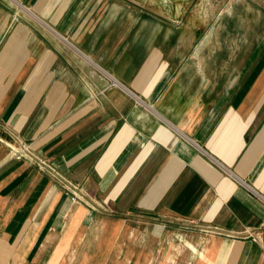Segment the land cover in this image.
Masks as SVG:
<instances>
[{"label": "crops", "instance_id": "obj_1", "mask_svg": "<svg viewBox=\"0 0 264 264\" xmlns=\"http://www.w3.org/2000/svg\"><path fill=\"white\" fill-rule=\"evenodd\" d=\"M183 1L0 0V264H56L72 244L89 260L104 205L207 227L205 264H264L259 24L237 12V32L202 36Z\"/></svg>", "mask_w": 264, "mask_h": 264}, {"label": "rangeland", "instance_id": "obj_2", "mask_svg": "<svg viewBox=\"0 0 264 264\" xmlns=\"http://www.w3.org/2000/svg\"><path fill=\"white\" fill-rule=\"evenodd\" d=\"M183 2L182 10H188L192 15L196 13L197 22L204 20L202 36L207 35L213 27L218 30L220 25L224 26L226 23L229 28H234L235 33L237 32L235 27L240 28L243 25L242 19H237L236 13L252 11L253 17L250 21L259 24L260 41L264 42V0H185ZM148 6L149 9L163 10L151 3H148ZM184 21L186 22L183 20L180 26ZM242 31L244 30L241 28L240 32ZM236 41H227V51L234 52L237 58H240L250 49V43H246L243 37L241 40L236 38ZM72 197L80 200L79 195L72 194ZM104 208L99 214L101 219L99 225L93 230L90 227H84V233L99 235L105 239L110 237L108 242L88 243L92 249L99 247V249H93L94 253H90L89 260L81 256L78 248L81 244L78 246L72 244L70 250L56 264H205L202 261L208 260L205 253L212 255L213 251L215 253L217 250L218 244L216 243L214 248L212 247L214 243L209 241L210 230L198 223L129 217L121 218L124 220L120 223L119 217L114 214L112 208L108 205H104ZM250 238L253 239L252 236ZM187 242H191L189 248L185 244ZM225 248L224 250L228 249ZM193 249H198L197 254L193 252ZM200 253L201 258L198 255ZM212 264H222V258Z\"/></svg>", "mask_w": 264, "mask_h": 264}, {"label": "built area", "instance_id": "obj_3", "mask_svg": "<svg viewBox=\"0 0 264 264\" xmlns=\"http://www.w3.org/2000/svg\"><path fill=\"white\" fill-rule=\"evenodd\" d=\"M11 154L17 158H25L31 163H34L38 166L40 170L50 171L52 175L59 176V172L56 171L55 167L49 161L41 158L35 152H33L29 145L23 144L22 146H16L15 144L8 143ZM247 236H252L253 234L250 231H247ZM256 240L255 236H252Z\"/></svg>", "mask_w": 264, "mask_h": 264}, {"label": "bare ground", "instance_id": "obj_4", "mask_svg": "<svg viewBox=\"0 0 264 264\" xmlns=\"http://www.w3.org/2000/svg\"><path fill=\"white\" fill-rule=\"evenodd\" d=\"M158 3H159V5L163 6L165 9H172V7L174 6V0H172L171 2H169L167 0H158ZM190 243L189 242L185 243L188 246V248H189V245L191 246ZM193 252L197 254L198 249H195V250L193 249ZM198 255H200V258H201V253Z\"/></svg>", "mask_w": 264, "mask_h": 264}]
</instances>
